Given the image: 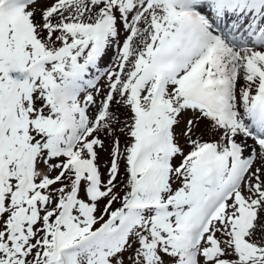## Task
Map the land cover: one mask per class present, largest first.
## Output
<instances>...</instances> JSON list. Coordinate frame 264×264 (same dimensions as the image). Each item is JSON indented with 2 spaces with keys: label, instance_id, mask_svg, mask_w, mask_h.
<instances>
[{
  "label": "snow or ice",
  "instance_id": "obj_1",
  "mask_svg": "<svg viewBox=\"0 0 264 264\" xmlns=\"http://www.w3.org/2000/svg\"><path fill=\"white\" fill-rule=\"evenodd\" d=\"M0 264H264V0H0Z\"/></svg>",
  "mask_w": 264,
  "mask_h": 264
}]
</instances>
